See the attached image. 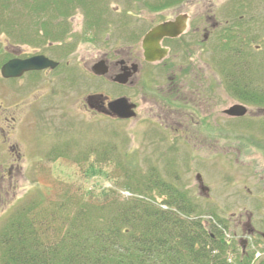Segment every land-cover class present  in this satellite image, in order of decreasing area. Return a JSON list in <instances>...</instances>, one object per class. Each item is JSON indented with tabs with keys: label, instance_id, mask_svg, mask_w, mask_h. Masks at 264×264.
<instances>
[{
	"label": "rangeland",
	"instance_id": "rangeland-1",
	"mask_svg": "<svg viewBox=\"0 0 264 264\" xmlns=\"http://www.w3.org/2000/svg\"><path fill=\"white\" fill-rule=\"evenodd\" d=\"M21 1L24 5L7 10L9 15L6 18H11L12 21L4 24L0 22V29L18 30L0 31V40L20 46L27 45V48L32 49L38 46L41 38L43 45L56 40L63 46L65 43L72 46L73 42L67 40L71 35L78 41L76 45H79V50L76 51L80 55L111 51L118 46L115 44L119 42L114 43L116 39L124 45L127 44L129 31L140 23H134L136 20L132 19L128 20L130 24L127 20L124 24L122 21L118 24L116 16L109 14L111 8L173 6L171 0H64L65 7L51 4L47 8L37 9L28 5L31 0ZM179 2L175 4L176 8L189 4V17L194 20L192 27L206 16L221 25L226 19L235 23L233 25L236 31L229 35L230 41L225 43V49H232L231 46L236 45L241 52L250 50L252 55L247 60L250 73L244 69L238 71L239 75L234 77L243 80L242 75L246 74L248 92L264 94V0ZM105 8H108L106 14ZM232 8L234 10H231ZM33 11L36 14L34 16L31 15ZM59 12L62 14L59 15ZM139 17L143 23H150L157 18L163 19V16L158 17V14L151 11L141 13ZM1 18H4L2 13ZM238 18V23L233 21ZM40 20L47 23L48 36H45L44 32L42 35L34 28L36 24L40 26ZM22 36L25 40L19 39ZM107 38L110 43L102 44L101 41ZM195 44L196 42L191 47V51L196 52L192 60L201 54V48ZM253 48L260 51L253 53ZM219 57L218 51L202 55V61L208 64L207 67L202 62H192L197 74L199 70L204 79L203 85H207L209 90L210 87L214 90L210 93L213 98L210 111L212 118L203 130L198 129L202 131L200 137L203 136L206 140L184 142L175 134H160L152 126L144 125L137 117L128 122L98 118L88 124H82L80 121L82 126L79 127L78 134L73 136V141L77 143L78 151L83 152L76 153L75 157L43 158V202H16L7 214L0 216V236L14 215L32 204L39 206L32 213L35 215L39 209L43 213L45 202H99V205L100 202L115 200L122 202L131 197V194L147 200L153 196L155 202H161L164 199L162 196H157L154 190L142 189L141 186L152 171L166 182L186 191L190 199L200 207V217H203V220L208 218L206 213L210 212L226 222L230 220V231H226L232 234L233 223L237 221L244 225L246 220L250 219L253 227L262 231L258 225L260 226L259 221L263 219L257 213L264 214V207H261L264 204L256 202H264V103H257L255 100L244 101L236 97V91L229 89L226 83L230 74L235 73L233 66L236 63H231V66L225 56L221 57V61ZM175 63L177 65L178 61ZM242 67L247 68L245 65ZM234 105L247 108V115L241 119L222 115L223 110ZM219 133L223 135L222 138ZM89 145L94 154L87 151ZM198 176L204 190L200 187ZM125 186L133 190L137 188V192L127 191ZM36 193L37 190L32 189L29 198L36 196ZM236 233V243L239 240H247L240 230ZM258 248L264 251L262 244L255 246L256 250H259ZM251 250V247H248L245 253L246 256L253 254L250 264H259L264 258V253ZM2 251L0 244V263ZM239 257L240 252L236 249L234 255L228 256L227 262L236 264L235 260L238 261Z\"/></svg>",
	"mask_w": 264,
	"mask_h": 264
},
{
	"label": "flooded vegetation",
	"instance_id": "flooded-vegetation-1",
	"mask_svg": "<svg viewBox=\"0 0 264 264\" xmlns=\"http://www.w3.org/2000/svg\"><path fill=\"white\" fill-rule=\"evenodd\" d=\"M170 2L173 6L111 8L109 14L116 16L118 24L132 19L140 24L129 31L127 44L116 39L114 43H119L113 50L94 55L78 54V41L71 35L72 41L67 40L73 42L72 46L70 43L63 46L56 40L43 45L41 38L32 49L0 40V216L7 214L16 202H43V158H68L82 153L73 141L82 126L80 121L88 124L98 118L128 122L137 117L160 134H175L184 142L207 139L200 137L199 130L212 118L210 93L214 90L203 85L204 79L192 62L203 63L202 55L214 51H218L220 61L230 53L239 56L241 51L236 45L225 49L229 35L236 31L235 23L226 19L221 25L206 16L205 21L200 19L192 27L194 20L189 17V4L176 8L178 2ZM147 11L163 19L143 23L139 16ZM233 21L238 23L240 18ZM166 23H171L174 37L158 39L154 53L147 59L143 49L146 35ZM101 42L107 44L110 39ZM195 42L201 54L192 60L196 55L191 51ZM246 51L252 55L250 50ZM252 51L260 50L253 48ZM203 64L208 66L206 62ZM118 99L134 106L135 117L121 119L111 111L109 105ZM87 151L94 154L91 145ZM197 178L204 190L200 177ZM32 189L37 193L30 199ZM257 214L263 219L258 225L262 231L247 219L244 225L233 223L234 231L228 233L229 242L235 243L242 254L248 247L252 252L264 253L255 249L260 244L264 246V214ZM228 222L226 228L230 231ZM237 230L247 240L236 243Z\"/></svg>",
	"mask_w": 264,
	"mask_h": 264
},
{
	"label": "trees",
	"instance_id": "trees-1",
	"mask_svg": "<svg viewBox=\"0 0 264 264\" xmlns=\"http://www.w3.org/2000/svg\"><path fill=\"white\" fill-rule=\"evenodd\" d=\"M51 4L66 6L64 0H31L28 5L43 9ZM20 5H24L21 0H0L4 16L0 22L12 21L6 18L7 10ZM31 15L36 14L33 11ZM34 28L48 36L44 20ZM19 39L25 40L23 36ZM233 54L225 57L230 64L236 63L235 71L246 69L250 73L247 60L251 54L247 51L239 56ZM245 75L240 80L230 74L227 87L234 89L241 100L264 103V94L248 92ZM141 186L164 199L155 202L153 196L147 200L131 194L122 202L99 205V202H45L43 213L39 209L35 215L32 213L39 206L30 205L3 228L0 264H229L228 256L234 255L237 248L226 237L225 220L212 212L206 213L209 216L203 220L200 207L188 193L154 171ZM124 188L137 192V188L136 191ZM252 258L253 254L246 256L240 252L235 263L250 264ZM259 264H264V258Z\"/></svg>",
	"mask_w": 264,
	"mask_h": 264
},
{
	"label": "water",
	"instance_id": "water-1",
	"mask_svg": "<svg viewBox=\"0 0 264 264\" xmlns=\"http://www.w3.org/2000/svg\"><path fill=\"white\" fill-rule=\"evenodd\" d=\"M173 31V27L171 23H166L159 25L153 28L145 37L143 41V49L145 51V57L149 59L151 54L154 53V49L157 47V40L161 39L162 37H174L171 32ZM156 42V43H155ZM111 111L121 119H130L135 117V113L133 111V105H126L123 99H118L109 105ZM246 108L240 105H235L227 109L224 114L228 117L233 118H242L246 115Z\"/></svg>",
	"mask_w": 264,
	"mask_h": 264
}]
</instances>
